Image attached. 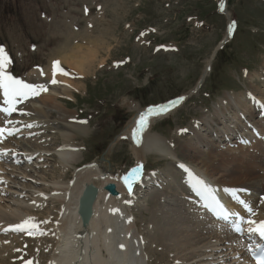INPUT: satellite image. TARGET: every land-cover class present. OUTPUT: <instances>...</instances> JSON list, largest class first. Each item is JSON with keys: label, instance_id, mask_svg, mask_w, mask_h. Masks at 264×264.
Listing matches in <instances>:
<instances>
[{"label": "rangeland", "instance_id": "rangeland-1", "mask_svg": "<svg viewBox=\"0 0 264 264\" xmlns=\"http://www.w3.org/2000/svg\"><path fill=\"white\" fill-rule=\"evenodd\" d=\"M222 3L223 11L220 10ZM228 25H233L229 35ZM0 40L7 44L16 58L17 71L35 65L47 73L52 64H49L50 61L68 52L70 55L74 47L83 50L86 47L87 52L94 53L99 49L98 58H92L86 73L65 65L71 81L68 94L73 97L57 98L58 103H63L58 106L69 116V120H83L90 127L87 136L74 139L81 150V157L67 172H62L56 157L48 156L44 168L38 169V180L46 183L60 178L64 183L69 178L74 180L75 173L79 171L76 169L94 161L106 162L108 167L125 174L135 164V156L128 137L120 135L135 114L134 108L146 109L166 103L180 95H188L192 90L176 112L156 123L151 130L173 142L172 148L176 149L179 159L197 168L208 165V172L216 173V177L222 175L220 177L227 181L238 176L240 172L232 170L238 159H242L244 165L248 161L247 164L255 166L257 176L263 175L262 152L252 151L258 153L254 158L250 156L252 147L244 145V154L239 152L240 145L227 149L229 151L222 155L228 159L234 154L236 156L232 165L228 166L230 171L224 173L218 167V160L213 162L209 159L208 148L200 146L201 143L196 144V137L191 133L182 136L176 130L189 129L192 122L195 123L193 118L210 116L217 107L223 109L222 99L240 92L248 90L264 98V81L261 79L264 74V0H0ZM221 42L222 47L213 57ZM209 58L211 69L196 89ZM32 71L36 73L32 69L28 74ZM34 100L38 103L44 101L41 96ZM45 101L52 104L50 100ZM231 114L228 112L227 116ZM50 118L51 123L55 122L58 114L51 112ZM56 125L59 124L50 126ZM53 131H47L45 137L38 139L48 144L49 149L63 142L58 129L53 128ZM233 140L239 144V138ZM191 145L200 146L206 153L196 154ZM219 150L222 152L224 149ZM215 152L212 154H219V151ZM171 166L172 162L167 158L147 155L144 175L147 176L149 170H160L162 182H158L159 187L154 184L140 187L139 183L136 184V198L128 212L133 215L137 233L147 243L149 264H173L171 256L176 255L174 247L179 245L163 247V243L166 240L170 242L169 237L174 236H165L164 232L161 233L162 228L169 225L180 227L185 222L184 227H194L186 208L192 207V211L195 207H190L180 196L176 197L175 193L181 192L182 195L184 190L177 187V180L172 178L176 173ZM102 167L106 169V166ZM165 178L168 180L165 181ZM175 182L177 191L174 185L171 187ZM45 192L49 194V189ZM59 208L60 204L53 201L42 209L30 211L37 215L40 223L53 228L55 212ZM45 210H51L53 217L47 220ZM7 234L2 236L4 234L1 233L0 236L11 241L14 248L0 258L3 264H25V261L34 262L36 258L39 264H45L51 259L55 239L40 238L38 245V240L34 238Z\"/></svg>", "mask_w": 264, "mask_h": 264}, {"label": "bare ground", "instance_id": "bare-ground-1", "mask_svg": "<svg viewBox=\"0 0 264 264\" xmlns=\"http://www.w3.org/2000/svg\"><path fill=\"white\" fill-rule=\"evenodd\" d=\"M74 48L72 50L69 49L71 52L70 55L68 50V54L66 53V55H62L60 58L58 57V59H55V56V60L52 61H59L60 64L63 63L71 69L74 68L78 71L88 72L89 68H87V65L91 62L92 58L93 60L98 58L99 49L95 50L96 53H94L91 51L87 52L86 47L84 50L80 47ZM211 58L206 62L203 73L196 84L197 88L211 69ZM53 62H51L50 69L52 73L50 76L51 79L48 81L53 89L47 91L45 94L43 90L41 96L42 101L50 100L52 104L44 103V101L42 103L41 100L40 102L42 104L36 101L30 103L21 102L22 105L21 103L18 104L17 111L15 112H18L19 116L14 117L5 114L1 116L0 113V121L1 117L5 122L8 120L13 121L12 124H8L5 127L12 131V135H9L8 132L0 135V151L2 152L0 157V234L2 233L4 234L2 236H5L7 234L4 231L6 227L17 225L28 218H34V220H30V224L34 222L38 227L31 231V238L38 240V245L40 238H44L45 236L50 240L55 239L56 242L51 259L45 264H149V255L146 250L147 243H144L141 234L139 232L137 233L136 223L129 219L127 215L128 203L123 199L125 194H130L122 179L127 173L121 174L118 170H113L111 167H108L109 165L106 162L103 164L102 161H98L99 163L94 161L92 163H86L87 166L80 168L81 170L76 169L79 171L75 173L74 180H69V178L65 183L62 181V178L50 183L38 180V169L44 168L43 164L47 162L48 156L56 157L57 163L61 164L62 172H67L69 167L73 166L76 162L78 163L81 157V150L79 145L74 143V139L78 136L85 137L90 131V127L86 122L74 121L72 117L69 120V116L58 106L61 104L57 101L58 97L64 96L70 99L73 96L72 94H68L71 85V81L68 79L69 72L65 69L64 73L67 74L58 72L53 77ZM32 74L34 75V71L29 75ZM53 78L57 80V83L53 84L51 82ZM188 95L183 94L171 99L175 100L183 97L169 111L159 116L149 117L148 124L139 133V143L133 140L132 134L133 130L137 128L136 121L139 119V114L144 112L148 107L141 109L138 106H134L135 114L129 119L122 135H120V137H128L131 143V150L135 156V164L130 170L137 165L142 164L143 166L149 154L165 157L175 162V164L177 163L179 169L185 170L180 167L183 164L187 169L192 171L194 176L202 178L216 193L225 198L226 205L230 211L241 212L246 218L251 215L232 197L231 192L235 190L242 199L251 205L254 213V215H251V218L257 220V222L264 220V197L259 198L255 193L264 194V173L262 176H257L255 174V166L247 164L248 161L245 165L242 159L235 161V154L231 159H228L226 155H222L224 151L221 152L219 150L221 142H225V144L231 142L236 143L237 140L234 141L233 139L239 138V142H241L239 144L241 146L240 152L243 153L245 139L252 138L255 142L247 147H252L254 150L261 152L262 147H257L259 146L260 140L257 137H253L251 125L254 123H257V125L262 123V115L264 114V103L262 102L264 101L260 98L259 100L262 102L256 101L255 106L252 108L249 102L253 98H250V95L247 93L240 92L232 95L225 100L222 99L223 109L217 107L214 110L215 113L212 115H204L200 119H195V123L192 124V129L188 130V132L193 133L194 138L196 137V144L201 143L200 146H206L208 148L207 152L210 153L209 159L213 162L219 161L220 166L218 165V167H221L224 173L230 171L228 166L232 165L235 161L236 167L232 166V170L236 169L240 173L238 176L232 177L233 180L229 179L226 181L220 177L222 175L216 177L214 175L216 173L213 172V174H210L208 172V165L205 168H200L199 166L197 168L190 162H181L175 151L165 142L166 139L150 130L156 120L171 115L181 107ZM0 102L5 105L3 94H0ZM45 106L48 108L46 109ZM59 108L61 109L60 111ZM51 112L58 114V120L52 123L50 118ZM228 112L232 113V116H227ZM52 124L59 125L52 127L50 126ZM28 125H32V127H28ZM219 125L222 126L219 127ZM53 128L58 129V133L62 136L63 142L49 149L47 148L48 144H44L45 142L41 143L38 139L39 137H45L47 131L53 133ZM203 131H205V134H203ZM260 132L264 134L262 129H260ZM200 146L192 147L191 145L190 148L196 154H202L204 151L200 149ZM215 150L219 151V154H212ZM257 154L256 152H250V156L253 155L254 158ZM12 155L14 157H11ZM218 155H221V158H217ZM102 165L106 166V169ZM142 173L139 174L141 179L137 180V182H140L144 187L147 183L157 182L158 178H161V174L155 176L159 174L158 172H151V175H149L146 181L144 179L142 181ZM40 178L43 179L42 177ZM176 182H178L177 187H182L181 190H184V192L182 191V195H189L184 177H181ZM107 183H113L116 186L119 191L117 197L110 196L106 192L104 185ZM90 184L97 188L98 193L93 204L91 219L86 225H82L77 213V201L82 191ZM134 185L135 183L133 184V189L135 187ZM236 185L246 186L252 191L247 193L245 190L236 187ZM174 186L176 190V183ZM47 189H49V194L45 192ZM133 189L130 194L132 197H134L135 193ZM53 201H57L61 208L55 212L56 221L53 223V228L46 229L45 224L40 223L37 215L32 213L30 209H42L49 202ZM191 212L189 218H192L195 222H193V228H190V225L189 227H184L186 222L180 227L176 225H169L165 228H162L163 226L161 227L163 230L161 233L164 232L165 236L168 235L169 237V234L174 236L169 237L170 242L167 243L166 240L163 243V247L168 245L169 248H172L176 246L175 244L179 245L174 247L176 255L171 256L173 264H177V262L178 264H250L246 261V254L243 252L239 241L236 242L234 234L224 231L220 224L212 223L198 209L193 208ZM44 213L47 220L53 217L51 210H45ZM244 226L245 228L248 227L246 224ZM25 227L27 228L29 226L26 225ZM204 230H206L205 233L203 232ZM21 233L29 234L27 231ZM2 236H0V258H3L7 250L14 248L13 243L9 240H3ZM160 236L162 235L160 234ZM122 245L123 247H121ZM179 249L181 250L179 251ZM36 259L33 264H39V259ZM0 264L3 263L0 262Z\"/></svg>", "mask_w": 264, "mask_h": 264}, {"label": "snow or ice", "instance_id": "snow-or-ice-1", "mask_svg": "<svg viewBox=\"0 0 264 264\" xmlns=\"http://www.w3.org/2000/svg\"><path fill=\"white\" fill-rule=\"evenodd\" d=\"M220 10H224L223 3L221 4ZM232 27L233 25H229V32L232 31ZM10 63L11 57L9 53L3 46H0V90H2L3 92L4 104L6 105V107L0 109V111L9 115L17 111V105L20 104L23 100L28 99L30 96L38 95L40 91L46 90L44 85L28 83L23 79L16 78L8 70ZM59 65V61L53 62V77H55L56 75L57 68H59L60 72L64 73V69L59 67ZM51 82L55 84L57 83V80L53 78ZM182 99L183 97H180L175 100H169L167 103L149 106L144 112H141L139 114V119L136 121L137 128L133 130V140L137 143L140 142L139 133L142 132L148 124L149 117L159 116L169 111L171 108L175 107ZM0 123L3 122L0 121ZM7 123L12 124L13 121L8 120ZM28 127H32V125H28ZM5 132H8L9 135H12V131L10 129L0 127V135H3ZM142 167V164L137 165L122 177L130 194L133 189V184L137 182V180L141 179L139 174L142 173ZM180 167L185 169V171L188 173L190 180L193 182L192 187L197 195L207 202L205 207L212 209L218 219L227 221L231 218H235L233 220L232 227L237 233L243 232L245 229L242 227V225L246 224L248 226V233H256L259 235V237L264 239V220H259L257 222V220L251 218V215H254L251 205L246 200L242 199L237 194V191L233 190L231 192V195L235 200H237L240 205H242L243 209L247 213L251 214L248 218L242 215L241 212L229 211L214 194V190L210 185H208L202 178L194 176L192 171L190 169H187L185 165L181 164ZM128 202L130 201H126V203ZM30 220H34V218L25 219L21 223L15 225V230L27 231L29 232V234H31V231L33 229H36L38 225L34 222L30 224ZM26 225H28L29 227L26 228ZM121 247H123V245ZM248 250L251 252L252 257L255 259V264H264V245L256 244L254 248L252 247V245H249ZM25 264H33V262L28 260L25 261Z\"/></svg>", "mask_w": 264, "mask_h": 264}, {"label": "water", "instance_id": "water-1", "mask_svg": "<svg viewBox=\"0 0 264 264\" xmlns=\"http://www.w3.org/2000/svg\"><path fill=\"white\" fill-rule=\"evenodd\" d=\"M104 188L108 190L111 194H117L115 186L112 183L105 185ZM96 195L97 188L94 185L90 184L89 186H86V188L82 192V195L79 198L78 213L84 225L89 222V219L92 215V205L96 198Z\"/></svg>", "mask_w": 264, "mask_h": 264}]
</instances>
